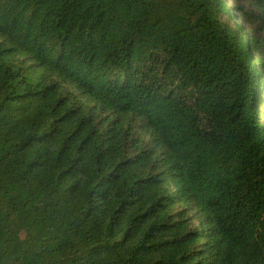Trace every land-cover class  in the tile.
I'll return each mask as SVG.
<instances>
[{"label":"trees","instance_id":"obj_1","mask_svg":"<svg viewBox=\"0 0 264 264\" xmlns=\"http://www.w3.org/2000/svg\"><path fill=\"white\" fill-rule=\"evenodd\" d=\"M263 53L225 0H0V264H264Z\"/></svg>","mask_w":264,"mask_h":264},{"label":"rangeland","instance_id":"obj_2","mask_svg":"<svg viewBox=\"0 0 264 264\" xmlns=\"http://www.w3.org/2000/svg\"><path fill=\"white\" fill-rule=\"evenodd\" d=\"M231 8V12L237 22H240L244 29L252 32L264 40V20L259 23L255 17H250L249 12L254 8L255 0H225ZM233 25L234 21H229ZM264 54V53H263ZM264 77V73H263ZM19 264V263H16Z\"/></svg>","mask_w":264,"mask_h":264}]
</instances>
